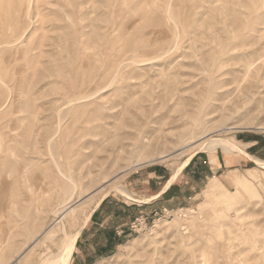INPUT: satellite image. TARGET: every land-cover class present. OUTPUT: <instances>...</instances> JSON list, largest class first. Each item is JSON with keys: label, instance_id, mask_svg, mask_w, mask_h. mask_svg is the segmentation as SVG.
<instances>
[{"label": "rangeland", "instance_id": "1", "mask_svg": "<svg viewBox=\"0 0 264 264\" xmlns=\"http://www.w3.org/2000/svg\"><path fill=\"white\" fill-rule=\"evenodd\" d=\"M17 1L0 0V264H52L64 227L186 161L197 191L91 264H264V156L229 159L248 154L236 135L264 132V0ZM218 138L239 150L199 144ZM17 165L30 181L13 183ZM79 238L70 264L96 257Z\"/></svg>", "mask_w": 264, "mask_h": 264}, {"label": "crops", "instance_id": "2", "mask_svg": "<svg viewBox=\"0 0 264 264\" xmlns=\"http://www.w3.org/2000/svg\"><path fill=\"white\" fill-rule=\"evenodd\" d=\"M236 141L248 151L249 155L247 153L244 154V158L230 157V161L235 162L234 166L245 164L242 162L243 159H245V162H254L252 157H255V160L257 157H259L258 159L263 158L264 132L236 135ZM236 156L238 157V155ZM198 157L200 156L196 155L193 158L194 160L191 159L193 160V165L199 161ZM216 158L219 162L218 170L222 169L223 165H227L225 157L221 160L220 155L217 154ZM206 169L210 173L214 172V167L209 164L206 165ZM180 172L175 173L174 176L169 174L164 181H155L153 177H150L148 180L149 187L142 191V195H139L141 198L131 199V202L105 196L90 217L89 223L83 229L78 242L77 249L79 251L83 247L85 250L91 247L96 255V257L90 258V263L88 264L96 262L98 258L110 256L117 246H121L124 239L130 235V226L134 221L140 218L150 219L157 215L158 211L163 212L164 209L175 206V203L181 200L183 193L187 189L197 191V185L194 184V181H190L187 178L188 172L184 171L181 174ZM200 173L202 174V172ZM193 178L194 180H199V172ZM205 178L209 179L207 175ZM189 181L190 186H188ZM76 253L78 257V250Z\"/></svg>", "mask_w": 264, "mask_h": 264}, {"label": "bare ground", "instance_id": "3", "mask_svg": "<svg viewBox=\"0 0 264 264\" xmlns=\"http://www.w3.org/2000/svg\"><path fill=\"white\" fill-rule=\"evenodd\" d=\"M15 1H17V0H15ZM14 0L12 1V0H9V2H11V5H10V7H9V9H10V11H12L13 13H16V12H18V13H22V11L23 10H19V9H22L21 8V6H22V4H19L20 2H15ZM19 1H22V0H19ZM23 2V1H22ZM84 3V2H83ZM85 4V3H84ZM84 4H83V6H84ZM24 5V4H23ZM80 5H82L81 3H80ZM83 6H81V7H83ZM23 8H25V6L23 7ZM4 10H6V8L4 9ZM8 10V9H7ZM6 10V11H7ZM1 11H3V10H1ZM6 11H3V13L5 12V14L4 15H6L7 13H6ZM167 11H168V8H167ZM7 12H9V11H7ZM3 13H1L2 14V16H4L3 15ZM11 13V12H10ZM9 13V14H10ZM17 13V14H18ZM20 13V14H21ZM24 13V12H23ZM22 13V14H23ZM9 14H7V15H9ZM167 14H169V11L167 12ZM10 15H13V16H15L14 14H10ZM83 15H85V14H83ZM88 14L86 13V16H87ZM18 16H19V14H18ZM21 16V15H20ZM86 16H84V18H86ZM169 16V15H168ZM17 16H15V21L16 22H14V24H13V29L17 26L16 25V23L17 22H19V19H20V17H19V19L18 18H16ZM22 17V16H21ZM4 18L5 17H2V19L3 20H1V21H5L4 20ZM166 18V17H165ZM170 18V17H169ZM6 19V18H5ZM171 19V18H170ZM167 19H164V18H162L161 20H160V22L161 23H166L167 21H166ZM14 21V20H13ZM168 21H169V19H168ZM9 34V33H8ZM10 35V34H9ZM8 35H6L5 37H7ZM4 39V38H3ZM6 39V38H5ZM8 39V38H7ZM6 43H9V41H5ZM1 44V43H0ZM2 44H3V42H2ZM117 62V61H116ZM84 97H88L89 98V96H82V98L84 99ZM81 98V99H82ZM82 99V100H83ZM75 100V99H74ZM78 100H79V98H78ZM81 101V100H80ZM200 145H202V146H204V149H207V150H213V151H217L219 148H221L222 150H224L225 152H227V153H230V152H234V151H237V150H239L233 143H231V142H228L227 140H225V139H222V138H218V139H211V140H209V139H205V140H203V141H201L200 143H199ZM21 161H23V160H21ZM19 162V163H22L23 164V162ZM56 162V161H55ZM256 162H258V163H261V164H263V162H262V160L261 159H258V158H256ZM18 163V164H19ZM60 164V163H59ZM186 164H187V161L186 162H184L182 165H181V167L179 168V170H178V172H180L185 166H186ZM23 165H25V167H26V164H23ZM18 167H14V168H16L17 169V173L15 174V177L13 178V179H11L12 181H13V183L14 182H18V181H20V180H23V179H27L28 181H30V179H32V178H29L30 177V174H29V176L27 175V171H28V169H25V167L23 168V166H20V165H17ZM28 167V166H27ZM26 167V168H27ZM13 169V168H12ZM30 169V168H29ZM14 171H15V169H13ZM56 170V169H55ZM12 171V170H11ZM59 171V170H58ZM1 172V171H0ZM9 172V171H8ZM62 172V171H61ZM66 172V171H65ZM59 174H61L60 173V171L58 172ZM63 173V172H62ZM6 174H8V173H6ZM64 174V173H63ZM62 175V174H61ZM66 174H64V176H65ZM68 175V174H67ZM66 175V176H67ZM10 176V175H9ZM71 176H70V174H69V177H64V178H70ZM232 177V176H231ZM63 178V179H64ZM6 179V178H5ZM8 179V178H7ZM62 179V178H61ZM72 179V178H71ZM232 179H234L235 180V177H233ZM10 180V182H12ZM25 180H23V181H25ZM26 180V181H27ZM65 180V179H64ZM68 180V179H67ZM73 180V179H72ZM237 180V179H236ZM235 180V181H236ZM25 181V182H26ZM33 181V180H32ZM68 181H70V180H68ZM34 182V181H33ZM33 182H31V183H33ZM65 182V181H64ZM71 182V181H70ZM74 182V181H73ZM34 185H35V182L33 183ZM37 185V184H36ZM74 185V184H73ZM76 185V184H75ZM74 185V186H75ZM28 186V185H27ZM35 187V186H34ZM75 187H77V186H75ZM38 188V187H37ZM78 188V187H77ZM76 188V189H77ZM218 189H220V186H219V184H218V182L215 180L213 183H211V185H210V190L211 191H217ZM34 190V189H33ZM32 190V191H33ZM103 199V198H102ZM102 199L97 203V205H96V207L97 206H99V204L101 203V201H102ZM231 204V203H230ZM9 205V204H8ZM10 206V205H9ZM95 207V208H96ZM59 210H60V208H59ZM74 211V209L73 208H68V209H66L65 211H62V212H60V213H58V210L57 211H55L54 212V216H55V219H54V221L49 225V228H48V230H46L44 233H43V237L41 236V237H39L38 239H36V241H35V245L34 246H36L37 245V243L40 241V240H55V239H57L56 237L59 235V232H60V229L57 227V225H58V223L59 222H63L68 216H69V214H71L72 212ZM42 212V210H40L39 212H38V215H40V213ZM91 215H92V213H90L89 215H86L83 219H82V221H78V220H76L75 222H73L71 225L74 227L75 226V228H76V230L75 231H73L72 233H69L68 232V230L66 229V227H62L63 228V233H64V236L62 237V238H60L61 239V241L59 242V244H60V246H59V252L56 254V257L53 259V262H52V264H70V262H71V259H72V257H73V254H74V251H75V249H76V244H77V241H78V238L80 237V235H81V233H82V231H83V229L85 228V226H86V224L88 223V221H89V219H90V217H91ZM209 215V214H208ZM213 216V215H212ZM211 215L210 216H208V217H210V219H211V217H212ZM204 218V217H203ZM67 220V219H66ZM206 220H207V218H206ZM209 220V219H208ZM8 226V225H7ZM59 226V225H58ZM4 227V226H3ZM6 228H4V230H5ZM56 241V240H55ZM58 241V240H57ZM34 246L32 247V248H30L31 250L34 248Z\"/></svg>", "mask_w": 264, "mask_h": 264}]
</instances>
